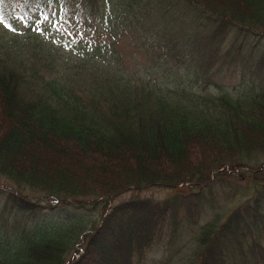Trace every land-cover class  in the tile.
<instances>
[{
    "label": "trees",
    "instance_id": "16d2710c",
    "mask_svg": "<svg viewBox=\"0 0 264 264\" xmlns=\"http://www.w3.org/2000/svg\"><path fill=\"white\" fill-rule=\"evenodd\" d=\"M19 1L0 0V10L25 25L55 16L48 21L80 38L57 45L38 32L0 29V178L11 187L0 194L33 217L54 204L83 213L79 222L44 217L0 233V264H146L172 207L137 195L110 199L184 186L191 214L202 190L234 180L249 184V199L198 226L188 264H264V89L232 96L220 87H163L150 72L134 74L144 72L118 48L125 30L144 52L156 42L131 22L146 2L171 6V15L156 13L165 21L177 11L208 19L203 37L214 44L223 28L264 33V0H182L187 9L177 0H22L24 10ZM200 75L205 83L216 73Z\"/></svg>",
    "mask_w": 264,
    "mask_h": 264
},
{
    "label": "rangeland",
    "instance_id": "374dc122",
    "mask_svg": "<svg viewBox=\"0 0 264 264\" xmlns=\"http://www.w3.org/2000/svg\"><path fill=\"white\" fill-rule=\"evenodd\" d=\"M177 1L182 8L187 9L181 3L182 0ZM18 4L24 10L23 1L20 0ZM159 8L166 9L165 12L168 15H171L174 10L171 6L153 7L152 3L146 2L142 7L144 10L131 17V22L134 21L138 24V31L143 32L142 39L156 40L152 44L153 46H148L147 51L141 50L144 42L135 43V39L131 38L130 33L126 30L121 32L118 38L120 54L128 62L134 61V66H138L139 71L140 69L142 72L149 71L150 75L156 77L158 83L163 87L182 85L186 89L195 91H201V87H206L215 93L219 92L220 87L232 96L264 89V33L252 34L250 31L245 32L244 29L223 28L218 34V41L210 44L203 36L208 35L211 21L205 20L204 17L199 21H194L183 14V11H177L179 14L175 13V16L168 20L165 18V21L156 15V13H160ZM19 9L16 8L9 12L18 14ZM0 12L2 11L0 10ZM23 16L25 15L21 14V18ZM3 17V20L0 21V29H18L20 33L24 34L38 32L57 45L63 43L64 36L70 40L74 39L72 36L79 37L73 33L70 27L58 26L60 31L52 28V23L48 20L54 19L55 16H49L48 20H45L44 16H40L37 22L30 25H25L24 22L17 24L12 16L7 18L4 13ZM45 28L47 32H41ZM200 34L203 37L200 42L202 47L197 43ZM107 38L110 39V36L107 35ZM139 39L140 37L137 38V40ZM201 73H216V75L214 78L208 77V81L204 83ZM134 74L145 76V72ZM175 75L180 77L174 79ZM0 179L4 183V185L0 183V188L11 189L9 184H6L8 181ZM233 185L230 187L222 185V183H212L209 188L207 187L208 190L207 188L202 190V192L204 191L203 198H194L195 209L191 214L188 213V209L187 212L185 211L186 202L184 199H187L189 190L184 186L178 189L154 186L141 191H128L113 198L111 205L120 204L134 195H137L139 201L150 206L151 203L160 205L169 203L168 205L172 207V219H168L169 221L164 223L166 236L157 238L158 240L146 254V264H153L165 259H168L169 263L167 264H188L198 226L210 219L214 212L216 214L218 212L221 217L224 216L223 214L226 216L232 209L238 207L240 202L249 199V194L252 191L248 187L249 184L243 180H234ZM180 197L184 199H180ZM10 198L7 193L0 194V233L6 235L18 226L29 225L35 221L34 219L45 217L62 220L66 219L65 216H69L70 219L67 220L79 222V219L76 218L83 213V210L80 209L75 210L64 205L54 204L53 208L40 211L33 217L28 215V212L13 209V205L18 204ZM191 199L193 198L188 200ZM35 200L37 201V199ZM45 201L42 199L39 205H45ZM174 203L179 204L178 210L173 205ZM93 213L95 214V211ZM184 219L188 220L190 224L183 222ZM93 222L95 226L100 224L98 214L93 218ZM173 226H177V228L173 239L170 240L167 230Z\"/></svg>",
    "mask_w": 264,
    "mask_h": 264
},
{
    "label": "snow or ice",
    "instance_id": "6c2138e0",
    "mask_svg": "<svg viewBox=\"0 0 264 264\" xmlns=\"http://www.w3.org/2000/svg\"><path fill=\"white\" fill-rule=\"evenodd\" d=\"M3 18H4V17H3V13L0 12V21H2ZM45 20H48V17H47V16L45 17ZM52 27H53V28H56L57 31H60V27H58V22H53V23H52ZM61 27H62V26H61Z\"/></svg>",
    "mask_w": 264,
    "mask_h": 264
},
{
    "label": "bare ground",
    "instance_id": "6f19581e",
    "mask_svg": "<svg viewBox=\"0 0 264 264\" xmlns=\"http://www.w3.org/2000/svg\"><path fill=\"white\" fill-rule=\"evenodd\" d=\"M56 5H57V6H60L61 4L57 3ZM257 6H258V5H257ZM258 7H259V6H258ZM143 72L147 73V72H149V71H143ZM236 171H237V170H236ZM211 174H212V176H213L214 172H212ZM114 198H115V197H114ZM112 199H113V198H112ZM112 199H110V200L108 201V205L111 204Z\"/></svg>",
    "mask_w": 264,
    "mask_h": 264
}]
</instances>
